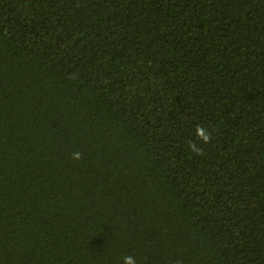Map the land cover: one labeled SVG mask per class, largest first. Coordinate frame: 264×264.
<instances>
[{
  "label": "trees",
  "instance_id": "1",
  "mask_svg": "<svg viewBox=\"0 0 264 264\" xmlns=\"http://www.w3.org/2000/svg\"><path fill=\"white\" fill-rule=\"evenodd\" d=\"M126 256L264 264V0H0V264Z\"/></svg>",
  "mask_w": 264,
  "mask_h": 264
},
{
  "label": "clouds",
  "instance_id": "2",
  "mask_svg": "<svg viewBox=\"0 0 264 264\" xmlns=\"http://www.w3.org/2000/svg\"><path fill=\"white\" fill-rule=\"evenodd\" d=\"M196 134H197L198 139L202 141L204 144H207L211 141V133L207 129L203 128V126H197ZM189 149L196 154H202V150L198 148L195 143H190ZM72 159L74 161L80 160L81 153L74 152L72 154ZM124 264H136L135 258L132 256L124 257Z\"/></svg>",
  "mask_w": 264,
  "mask_h": 264
}]
</instances>
